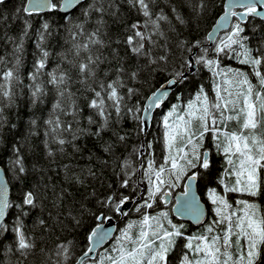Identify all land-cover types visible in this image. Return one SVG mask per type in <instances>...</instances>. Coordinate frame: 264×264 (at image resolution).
Wrapping results in <instances>:
<instances>
[{"label": "snow or ice", "instance_id": "6c2138e0", "mask_svg": "<svg viewBox=\"0 0 264 264\" xmlns=\"http://www.w3.org/2000/svg\"><path fill=\"white\" fill-rule=\"evenodd\" d=\"M5 2L0 0V5ZM124 5L139 18L129 22L122 11ZM207 6L206 0H27L16 8L15 13L24 17V24L18 41L5 37L14 41L11 65L0 57V65L4 66L0 68V129L6 123L3 109L15 103L16 89L23 83L20 69L24 40L32 28L31 18L37 15L59 14V26L67 33L69 43L61 54L67 66L57 64L48 71L50 53L43 42L52 25L45 20L38 31L39 54L27 74L30 106L44 103L49 86L56 94L52 114L44 120L48 157L54 156L50 143L58 144L61 153L69 144L79 152L78 140L86 136L101 138L107 131L118 142H125L127 133L120 134L114 125L127 117L137 122L139 132L146 134L153 111L166 109L160 120L164 129L163 163L148 159L146 169H133L127 159L121 163V189L129 187L132 177L141 170L150 185L147 197H142L143 203L135 205L139 218L119 229V235L111 237V246L102 250L100 246L110 236V230L97 223L87 232V244L75 264H171V255L181 242L179 264H264V205L259 203L264 197V39L253 45L248 34L253 18L264 19V0H229L224 15L203 41L180 38L179 28L188 24L186 15H202ZM237 6L243 11H233ZM77 11L79 15L73 16ZM113 25H118L120 31L113 33ZM224 29L227 30L218 36ZM261 31L264 32V23ZM211 41L215 43L206 46ZM194 51L199 52L194 59L191 55L183 58L185 52ZM175 52L181 53L178 63L173 59ZM232 60L242 67L225 63ZM102 64L108 65L103 75ZM197 66L207 68L214 77L212 94L201 85L194 98L184 103L179 93L189 82L185 69L195 74ZM161 72L168 74L165 82L142 105L135 99L140 90L130 85L145 73L152 76ZM74 85H79L76 91L72 90ZM78 92L88 94L86 107L92 114L84 117L87 127L81 126L83 110L78 104ZM173 96L178 103H170ZM30 126H38L35 114ZM209 138L227 167L217 177L216 186L208 188L214 215L210 223H204L205 213L196 190L213 179V158L205 146ZM152 147V142H147V148ZM143 148L142 143L134 151L143 157ZM114 149L111 142L103 145L105 153L113 154ZM0 163L21 184L19 195L10 197L8 185L0 178V250L15 256L16 264H29L28 258L36 255L42 257L40 264H73L72 241L58 242L46 250L31 234L36 227L50 230L43 215L47 193L52 192V206L59 209L67 189L57 193L55 186L50 188L45 183L24 187L29 168L19 144H13L8 160ZM70 168L63 166L68 184L83 186L85 171L87 177L96 178L92 168L82 169L80 175H69ZM180 180L186 181L184 191L172 211L203 225L198 235H186V225L173 223L166 211L156 215L147 211L158 199L170 200L172 193L163 189L176 187ZM41 192L45 193L43 198ZM129 202L130 196L113 191L97 198L99 216L82 205L79 212L69 207L63 220L59 213L53 217L50 212L48 219L61 228L67 227L65 220L70 219L72 227L82 228L85 214L97 221L105 217L104 209L129 215L123 208ZM9 238L10 243L5 244Z\"/></svg>", "mask_w": 264, "mask_h": 264}, {"label": "trees", "instance_id": "16d2710c", "mask_svg": "<svg viewBox=\"0 0 264 264\" xmlns=\"http://www.w3.org/2000/svg\"><path fill=\"white\" fill-rule=\"evenodd\" d=\"M25 3L26 0H6L3 5H0V57L4 58L8 66L11 65L13 60L14 41L5 39V37H12L15 41H18L23 28L24 17H17L15 10L16 8L22 7ZM206 3L208 6L202 15H193L191 18L186 15L188 24L179 28V32L181 33L180 38H186L189 41H194L196 39L204 40V37L209 32L217 17L223 12L224 0H206ZM122 11L127 14L126 18L129 22L139 18L135 13L130 12L126 5L123 6ZM78 15V11L73 13V16ZM3 17H7V20L4 21ZM58 17L59 14H48L37 15L31 18L32 28L29 35L24 40L23 66L20 69L23 83L16 89L17 94L15 103L12 106L3 109L6 123L4 127L0 129V161H7L11 155L12 145L19 144L22 146L25 163L29 168V175L23 183L24 187H27L30 184L45 183L48 184L50 188L51 186H55L57 193L62 188L67 189L65 198L62 202V207L59 209L52 206V192L49 191L47 193L43 215L44 218L48 220L50 230L45 231L39 227L32 228L31 222L29 223V228H32L31 234L35 237L40 247L45 248L46 250H51L58 242L72 241L74 245L73 264H75V258L80 255L81 251L87 244V232L99 223V221L94 217L85 214L83 218L84 227L74 228L72 227V221L68 219L65 220L67 227L61 228L56 226L54 220L48 219L49 212L53 217L59 213L60 218L63 220L69 207H72L73 211L79 212L83 205L85 208L91 209L97 216H99L100 212L97 210V198L102 199L115 191L117 195L122 193L123 195L130 196L131 200H133V205L128 212L129 215L122 219H120V215L117 212L109 211L108 209L103 210L105 217L111 216L116 219L117 227L115 235H119L118 230L124 228L130 221L137 220L140 214L135 211V205L137 202L143 203L142 197H147L150 185L147 182V177L143 174V170H141L132 177V183L129 187L121 189V163L127 159L131 163L133 169H146L148 159H153L156 163H163L165 155L163 144L164 129L160 120L166 109L154 111L150 127L146 134L139 132L137 122L130 117H127L119 124L114 125L115 130L120 132V134L123 135L127 133V139L125 142H118L112 132L107 131L101 138L86 136L78 140L76 143L81 149L79 152H75L73 147L69 144L64 146V152L61 153L58 151V144L50 143L49 147L53 150L54 156L48 157L45 150V141L48 139L45 133L48 129L44 124V120L48 119L52 114V104L55 101L56 94L49 86V95L44 98V103L35 108L30 106L27 87L30 81L27 74L32 70L34 60L39 54V50L36 47L39 40L38 31L41 23L45 20L52 25L50 35H48L43 42L44 47L50 53L47 65L48 71L55 69L57 64H60L62 67L67 66L62 62L61 54L67 51L69 43L67 33L62 26H59L61 25V21ZM262 23H264V20L253 18L251 23L248 24V34L251 37L253 45H255L258 40L264 39V32L261 31ZM112 31L113 33H116L120 31V27L118 25H113ZM253 33H255V35H253ZM221 35H223V33H221L220 36ZM206 46H209L208 42ZM104 54H108L107 49L104 50ZM198 54V51H194L192 54L185 52L183 58H188L189 55H191L194 59L195 55ZM180 57L181 53L175 52L173 59L178 63ZM225 63H229L233 67H242L235 60L225 61ZM3 67V65H0V68ZM107 67V64L101 65V75H103V71ZM185 71L189 70L185 69ZM188 74L189 82L179 93L183 98L182 102L186 103L190 97L194 98L196 88L201 85L205 88L206 92L210 95L212 94L214 77L207 68L197 66L195 74L193 72H189ZM167 75L168 74L164 72L156 73L152 76L145 73L139 81L130 85L140 90L139 95L135 99L143 105L147 96L165 82ZM77 88H79V85H74L72 90L76 91ZM86 95L88 94L83 92L77 93L78 104L83 110L81 114L82 127H87V121L84 117L92 114L91 110L86 107ZM170 103H178L175 96L170 98ZM33 114H35L38 120V126L35 128L30 126V120ZM62 119L70 118L62 117ZM13 125H15V127H13ZM232 125L235 126V122H232ZM92 131H95V126H92ZM106 141L115 145L113 154L104 152L103 145ZM147 142H152L153 147L151 150L147 148ZM142 143L144 144V148L142 149L144 156L140 157L134 149H139ZM205 146L208 148L210 155L213 158L214 175L211 183L205 181L204 187L197 190L201 200L208 208V218L205 223H210L213 217L211 209L213 206L208 198V188L216 186L215 182L217 177H219L227 165L224 158L221 155L216 154V150L213 147L210 138L206 140ZM149 153H151V155H149ZM64 165L71 166L69 169V175L72 173L80 175L82 169L86 170L87 168H92L96 173V178L92 179L87 177L85 171V184L83 186L75 183L68 184L63 170ZM0 166L4 169L9 182L10 197L19 195L18 190L21 187L20 181L11 171H6L3 163H0ZM33 167H35V170H33ZM183 182L184 180H180L177 182L176 187L170 189L165 188L163 190H168L175 195L182 191ZM109 185L112 187L110 188ZM93 192L95 193V196L91 195ZM44 195L45 193L41 192L42 198ZM233 197L236 198L235 194H233ZM259 203L264 205V197L259 199ZM147 211L153 215L158 214L160 211H166L169 214V219H171L173 223H181L174 218L170 207H164L159 199L154 204L153 208L147 209ZM184 224L186 225V235H198L203 231V225L200 227H193L189 223ZM8 243H10V238L5 240V244ZM111 244L112 240L104 248L110 247ZM37 252H39V249H37ZM182 252L183 248L181 242V247L177 248L174 254L171 255V264H179V256ZM41 259L42 257L39 255L28 258L29 264H40ZM0 264H16V257L11 254H5L3 250H0Z\"/></svg>", "mask_w": 264, "mask_h": 264}, {"label": "water", "instance_id": "95a60500", "mask_svg": "<svg viewBox=\"0 0 264 264\" xmlns=\"http://www.w3.org/2000/svg\"><path fill=\"white\" fill-rule=\"evenodd\" d=\"M229 0H224V5H223V12L217 17V19L215 20V22L213 23L212 27L210 28L209 31H212L213 27L215 26L216 24V21L222 16L224 15V12H225V6L228 4ZM26 3H27V0H26ZM25 3V4H26ZM233 11H243L242 8H240L239 6L233 8ZM234 19V18H233ZM262 19V18H260ZM264 20V19H262ZM227 29H224V30H221L220 32H218V36H220L221 33H223V31H226ZM215 43V41H211V42H208V45L209 46H212L213 44ZM188 72H193L191 70H189ZM148 101L147 99L145 100V103L146 104ZM155 111V110H154ZM153 111V113H154ZM153 113H152V116H153ZM150 123H151V119L149 120L148 122V128L150 127ZM147 128V130H148ZM0 178H2L4 180V182L8 185L9 187V195H10V186H9V182H8V179H7V176L5 174V171L4 169L2 168V166H0ZM186 181L183 182V185ZM183 185H182V191L176 193L175 195L172 194L170 200H168L167 202H165L164 200H161L162 204L163 205H171V212H172V215L174 216V218H176L177 220H181V221H185V222H188L189 224L195 226V227H198V226H201V225H197L195 224L192 220H190L187 216H180L178 214H176L175 212L172 211V208L173 206L176 204V199L177 197L184 191V188H183ZM196 196L198 198V202L199 204L201 205V207L204 209V217L202 218L204 223L206 222L207 218H208V208L207 206L205 205V203L201 200V197L198 193V190H196ZM173 200V203L171 204V201ZM133 205V200H131V202L129 203H126L123 208H124V211L125 212H129L131 207ZM118 213V212H117ZM120 215V213H118ZM108 217H110V219H108ZM108 217H105V218H102L99 223H102L103 224V227L105 229H108L110 230V236L104 241V243L100 246V249L101 250L102 248H104L112 239L111 237L112 236H115V233H116V227H117V223H116V219L111 217V216H108ZM123 217L125 216H122L120 215V219H122ZM95 227V226H94Z\"/></svg>", "mask_w": 264, "mask_h": 264}, {"label": "rangeland", "instance_id": "374dc122", "mask_svg": "<svg viewBox=\"0 0 264 264\" xmlns=\"http://www.w3.org/2000/svg\"><path fill=\"white\" fill-rule=\"evenodd\" d=\"M189 73V72H188ZM234 198V197H233ZM235 199V198H234ZM210 203H211V201H210ZM212 205V204H211ZM213 206V205H212ZM164 207H167V206H164ZM165 209V208H164ZM211 209H213V207L211 208ZM212 214H213V211H212ZM214 215V214H213ZM213 218V217H212Z\"/></svg>", "mask_w": 264, "mask_h": 264}, {"label": "flooded vegetation", "instance_id": "af4514ba", "mask_svg": "<svg viewBox=\"0 0 264 264\" xmlns=\"http://www.w3.org/2000/svg\"><path fill=\"white\" fill-rule=\"evenodd\" d=\"M181 223H184V222H181Z\"/></svg>", "mask_w": 264, "mask_h": 264}]
</instances>
